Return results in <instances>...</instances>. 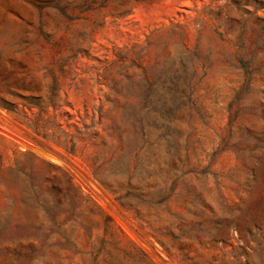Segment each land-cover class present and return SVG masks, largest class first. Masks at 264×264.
<instances>
[{
    "label": "rangeland",
    "instance_id": "374dc122",
    "mask_svg": "<svg viewBox=\"0 0 264 264\" xmlns=\"http://www.w3.org/2000/svg\"><path fill=\"white\" fill-rule=\"evenodd\" d=\"M0 264H264V0H0Z\"/></svg>",
    "mask_w": 264,
    "mask_h": 264
}]
</instances>
